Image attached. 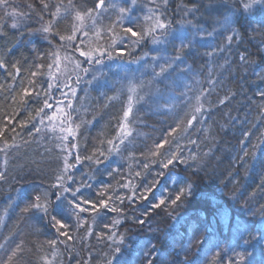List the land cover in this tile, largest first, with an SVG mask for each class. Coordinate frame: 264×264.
Segmentation results:
<instances>
[{
    "label": "trees",
    "instance_id": "obj_1",
    "mask_svg": "<svg viewBox=\"0 0 264 264\" xmlns=\"http://www.w3.org/2000/svg\"><path fill=\"white\" fill-rule=\"evenodd\" d=\"M170 1L174 9H191L196 5L199 9L195 10L196 19L204 18L208 24L206 29H216V32L205 44L197 43L186 50L184 62L174 65V70L169 69L165 74L167 79H154L150 68L145 74L139 72L140 69L130 68L133 79L136 78L134 75H140L137 78L144 85L137 89L136 95L129 93L128 87L141 83H129V74L120 79L117 71L102 75L103 72L98 70L110 66L112 60H124L119 56L105 57L101 63L95 60L84 63L77 51L60 41L58 36L37 31L42 22L36 13L18 18L15 29L10 26L13 22L10 18L0 21L4 33L0 35V58L5 63V67L0 68V149H3L0 150V172L7 175L6 180L0 181V244L4 245L0 248V264H4L11 250L21 241L24 250L13 258L12 264H44L41 257L45 255L52 264H107L115 247L109 239L113 233L116 240L121 234L125 237L113 264H146L145 253L152 244L160 250L164 264H229L230 260H236L238 252L245 253L244 264H264V243L251 241L244 245L234 234V223L229 227L230 222L239 221L249 226L252 236L259 237L264 232V96L260 95L264 92V6L256 5L250 13L240 15L232 11L239 7L236 0ZM50 2L55 4L59 0ZM74 2L87 7L95 4V0ZM15 3L21 12L29 11L27 3H36V11H40L38 0H15ZM204 6L210 7L204 11ZM168 14L171 15L169 11ZM3 15L0 10V17ZM225 16L233 20L240 38L225 46L223 51H214L223 41L219 22ZM47 19L49 16L45 13ZM70 22L71 17L59 22L61 34L68 32ZM132 26L137 31L140 28L139 25ZM105 41L107 45V37ZM61 44L65 47L61 48ZM150 44L151 38H148L139 45L128 42L122 48L136 50V55L141 57L142 53L151 50ZM56 51L61 56L59 68L65 73L62 80L52 77L57 66L50 53ZM155 52L170 57L176 54L172 47L159 48ZM241 54L246 55V63L240 60ZM66 55L81 61L82 68L90 69L92 74L96 72L95 78L81 77V83H73L72 72L65 70V66L71 65L63 59ZM13 64L20 69L18 73ZM49 64H53L51 69ZM33 72L37 75L32 76ZM70 81L71 88L76 86L83 90L87 86L88 90L92 86L88 94L82 96L81 91L76 99H72L70 113L75 141L60 130L68 127L64 115L69 113L68 107H61L64 111L54 116L60 105L69 104L67 99H61V95L71 88L58 90L52 97L57 86L62 87ZM49 83L53 84L51 89ZM23 88L32 95L25 97L26 103L21 104L20 96L16 94ZM202 89L206 93L203 112L188 127L185 114L191 111L195 96ZM157 90L163 94V99ZM37 92L39 96H36ZM129 95L133 96L129 116L131 135L120 143L119 126L129 104ZM12 96H16V103ZM138 96L144 99L139 100ZM169 96L177 98L175 106L171 110H161ZM45 99L52 107L45 108L44 113L37 116L36 110L44 106ZM220 100L224 102L220 103ZM29 113L34 120H29ZM58 115L63 118V123L57 119ZM182 118L185 122L177 128ZM77 124L80 125L78 129L75 128ZM36 127L41 131L36 132ZM63 136H67V140L61 142L59 137ZM109 140L113 144H109ZM164 140L168 143L159 152H175L187 161L186 164L177 162L168 169L161 168L163 155L152 156L151 152ZM5 142L9 147L5 148ZM61 143L66 146L63 150L56 147ZM114 146H118V150L109 153ZM100 151L107 156V159L99 157L102 163L97 165L84 159L93 154L99 156ZM65 155L74 165L68 170L73 179H66L65 186L72 190L79 188L77 195L93 203L104 199L109 205L107 209L98 207L95 211L91 210V205H85L89 211L80 213L84 223L79 227L74 216H64V222L69 225L67 231L73 237L66 242L50 220V215L57 214L53 193L62 191L51 185L56 183ZM77 155L81 157L79 163L75 159ZM193 156L195 159L191 158ZM144 164H148L147 169ZM161 171L165 173L164 177L158 176ZM137 172L140 176H136ZM169 173L183 177L184 183H173L167 179ZM154 181L158 183L153 187ZM187 182L193 185L192 195L171 205L170 201ZM146 187L151 191H145ZM42 191L51 194L53 208L50 214L46 216L35 209L22 212L25 204ZM63 196L66 206L67 201L73 199L71 191ZM160 199L165 200V205L153 210L152 205ZM112 207L122 211L113 212ZM138 219L145 223H137ZM116 220L120 222L114 224ZM89 230L91 235L87 234ZM246 238H249L247 234ZM47 240L57 241L55 259L53 248L45 243ZM38 244L42 248L38 249ZM154 264H158V260H154Z\"/></svg>",
    "mask_w": 264,
    "mask_h": 264
},
{
    "label": "snow or ice",
    "instance_id": "obj_2",
    "mask_svg": "<svg viewBox=\"0 0 264 264\" xmlns=\"http://www.w3.org/2000/svg\"><path fill=\"white\" fill-rule=\"evenodd\" d=\"M155 2V0H153ZM237 4L239 5L238 8H233V14L239 13L240 15H246L252 11V9L256 5L264 6V0H236ZM125 3H128L129 6H120L117 7L116 4H113L111 2H106V0H95V4L93 7H87V6H80L77 5L74 0H67V4H64V0H59V2L52 4L50 0H38V4L40 7V11L37 12V4L36 3H27L26 7L29 11L27 12H21L18 10L19 6L15 3V0H0V10H3V16L0 17V21H3L5 18H10L13 22L11 23V28L15 29L18 27L17 19L18 18H25L31 15V13H36L39 20L42 22L41 27L37 29V31L42 32L44 34L49 35H55L59 37L60 41L66 42V45L68 47H72L74 51H78L81 57H85L84 63H91L93 60H95L96 63H101L103 58L107 57L111 59L113 57V54L118 52V49L116 48V45L118 43H123L124 40H130V42L134 45H139L143 43L148 38H151L152 44H159L161 43V36H164L165 38L168 35L172 36V42L174 45L175 55L173 57H163L165 63L159 64V71H155V67L153 68V78H160L163 77L164 79H167V76L165 75L169 69L174 70V65H178V63H183V56L186 52V50L191 49L193 46V40L194 37H189V35L186 32H183L182 30H176L172 33H169L167 29L170 28L171 22L165 21L161 18V14L152 13L149 16H145L144 20L146 22H150L147 24V26L140 27L139 30H134L133 26H125V20H128V24L132 25L133 21L129 14L131 13L132 9L137 3V0H125ZM162 3L167 6L168 0H162ZM110 9L115 10L117 12V16L114 21H112L106 28L103 26L98 27L97 22L101 18V16L109 11ZM196 5H193L189 11H195ZM151 11V10H150ZM45 13L49 16V19L45 20ZM187 14V12L185 13ZM68 17H71V22L69 25V30L66 34H61L58 30V24L60 21L67 19ZM90 22V23H89ZM189 23H191L189 21ZM220 25V35L223 38L222 44L217 48L214 49V51H223L225 46H230L234 40H237L240 38L239 31L233 26V20L225 16L223 21L219 22ZM119 29V31H117ZM216 32V29H213L212 32H208V36H212ZM78 33L81 34L86 39H80V36H78ZM159 33V35H157ZM3 23H0V35H3ZM202 34V33H201ZM107 39L110 41V43L105 46L101 43L102 40ZM48 37L45 36V39ZM135 38V39H132ZM77 40L80 41V44L85 45V48H80L79 46H76L74 42ZM179 41V45L176 46L175 42ZM51 43V41H49ZM61 48L65 47L64 44L60 45ZM50 55L54 58L53 63L59 68L60 62H61V56L59 54V51L52 52ZM147 53H145V56ZM211 55V53H209ZM65 61H68L69 63H72L74 68L73 71L79 69L82 70L85 74L89 71L87 68H82V62L79 60L74 59L73 57L66 55L63 57ZM153 61H156L158 59H161L160 57H152ZM240 60L242 62H247V57L244 54L240 55ZM5 63L2 58H0V68H4ZM13 68L16 69V72L18 73L20 71L19 68L16 67L15 64L12 65ZM38 67H43V65H39ZM53 67V64H49L48 68L51 69ZM67 66H65L66 70ZM188 71H191L189 68ZM37 73L33 72L32 76H36ZM51 75V72L49 73ZM95 78V77H94ZM77 83L79 82V76H77ZM212 83V81H209ZM53 87L52 83L48 84V88L51 89ZM64 87L71 86L67 83H65ZM143 82H141L140 85L130 84L128 87L129 93L136 95L138 88H143ZM71 93L73 96L76 94V90L74 88H71ZM157 94L163 99V94L159 93V90H157ZM17 96H20L19 103L23 104L26 103L25 97H30L32 93L27 89L23 88L20 92L16 94ZM40 93H36V96H39ZM47 95V92L45 93ZM66 95V94H65ZM183 95V94H182ZM261 96H264V92L260 93ZM116 97H109L108 99H115ZM132 95H129V104L127 109L123 113V122L120 124V133L118 134V138L120 139V143L124 142V139L131 135V128L129 127V116L132 114ZM228 97H225L224 99H227ZM13 103H16V96H12ZM139 100H143V96H138ZM176 97L169 96L167 100H165L164 104L161 105V110H171L175 106ZM204 99H206V93L205 90H201L199 95L195 96V104L191 106V111L186 113V124L188 127H191L193 125V122L197 121L198 115L202 114L204 109ZM220 103H223L224 100H220ZM62 103V102H61ZM43 107L38 108L36 110V115L40 116L41 113H44L45 108H51L52 105L48 103V100L45 99L43 101ZM66 107L72 108V105L69 103ZM58 112H63V108L58 107ZM65 120L71 123V114L70 113H64ZM35 117L32 116L31 113H29V120H34ZM49 120L52 119V117H48ZM185 120L182 118L177 123V128L180 127L181 123H184ZM23 124V121H21ZM40 123H43V117H41ZM63 123V121H62ZM35 127V125H34ZM80 127L79 124L75 125V128L78 129ZM36 132H40L41 129L39 127H36ZM53 130H55L53 128ZM61 132H68L72 135H75V130L72 127L68 128H61ZM173 132L176 131L175 128L172 129ZM61 142L64 140H67V136L59 137ZM109 144H113L112 140L108 141ZM165 143H168L167 140H164L160 143H157L155 145V150L151 152L152 156H161L163 155V159L160 161V166L163 169H168L170 165H174L175 163H181L186 164L187 161L180 157L177 153H168V154H162L159 152V149L163 147ZM193 143H195L193 141ZM15 146V145H13ZM9 147L7 142H5V148ZM56 147L61 148L63 150L62 143L57 144ZM73 147H76V145H73ZM3 150V149H0ZM114 150H118V146H114V148L109 149V153H111ZM50 151V150H49ZM100 156H103L104 159H107V156H105L103 151L99 152V156H95V154L91 156H86L84 159L91 161L95 164L102 163V160L99 158ZM192 159H195V157H191ZM76 161L79 163L81 161V157L79 155L76 156ZM63 161V167L60 169L56 176V183H53L51 185L54 189H62L61 192L53 193L56 197L57 204L55 206V209L57 210V214L50 215V220L52 222V226L56 229V231L59 233V235L64 236L66 240H71L73 237L69 234L67 229L69 228V225L64 222V216L71 215L76 218L78 221L77 227H79L84 221L82 220L80 213L89 211V208L85 207V205H91V210L95 211L98 207H103L107 209L109 207L108 203L104 199H100L98 202L93 203L91 200L84 199L82 196H78L77 194L80 192L79 188H76L75 190L70 189L69 187L65 186V180H72L73 177L69 174V169L73 168L74 165L69 163L68 156L62 157ZM7 163V161H5ZM143 167L145 169L148 168V164H144ZM112 173L110 172L109 175ZM136 176H140V173L137 172ZM158 176L164 177L165 173L163 171L158 173ZM7 179L6 172H0V181H4ZM167 179L171 180L173 183L179 184L184 183L183 177L174 176L171 173H169ZM155 183H158V181L153 182V187L155 186ZM129 185H124V187H128ZM193 185L191 182H187L184 184L183 187L179 189V192L175 196L174 199L170 201L171 205H177L178 201H181L182 197H187L192 195ZM71 191L72 200L67 201V205L65 206L63 201L66 199L63 196V193ZM145 191H151L150 187H146ZM50 193L47 191H42L41 194L36 195L34 199L26 203L24 208L21 209L22 212L27 213L30 210H38L44 215L48 216L50 214V209L53 208L52 201L50 199ZM146 198V197H143ZM109 199H111L109 197ZM123 201L121 200V203ZM161 205H165V200L160 199L158 203H155L152 205V209H158L161 207ZM167 207V206H166ZM113 212L116 211H122V209H118L117 207H112L110 209ZM147 214V213H145ZM58 216L60 218H58ZM120 221L116 220L113 223L118 224ZM137 223L144 224L145 221L143 219H138ZM235 227V235L236 237L243 242L244 245L250 244L251 241H257L258 243H264V232H261L259 237L252 236L250 228L247 224L243 222H230L229 227ZM107 227V225H105ZM88 235H91V230L88 231ZM246 234L249 238H246ZM109 239L113 240V244L115 247L112 249L113 256L107 261V264H113V260L116 259L115 254H119L121 252L120 245L124 243V235L121 234L119 239H115V233L112 234V236L109 237ZM51 248H53L52 256L53 259H55V256L57 255L55 251V245L57 243L56 240H47L45 241ZM4 245L0 244V248H3ZM37 248H42L41 244L37 245ZM23 241L16 244L15 248L11 250V253L8 255V258L6 261H4V264H12L13 258L17 256L18 253L23 252ZM146 256V264H154V260H158V264H164L163 259L161 258L160 250L157 249L156 244H152L150 249L145 253ZM43 259L44 264H52V261L49 260L48 256L45 255L41 257ZM245 262V253L244 252H238L236 253V260L235 261H229V264H244Z\"/></svg>",
    "mask_w": 264,
    "mask_h": 264
},
{
    "label": "rangeland",
    "instance_id": "obj_3",
    "mask_svg": "<svg viewBox=\"0 0 264 264\" xmlns=\"http://www.w3.org/2000/svg\"><path fill=\"white\" fill-rule=\"evenodd\" d=\"M106 2H111L113 4H116L117 7L120 6H129L128 3H125V0H108ZM207 5V4H206ZM210 6H204L203 9L204 11L208 10ZM151 10V11H150ZM199 9L196 7V12ZM168 11L170 12V16L168 14ZM182 11V12H181ZM187 12V14H185ZM152 13H156V14H161V18L164 19L166 22L170 21L171 22V26L169 29H167V31L169 33H172L176 30H182L183 32H186L189 37H194L193 40V45L197 44V43H201V44H205V41L208 39V32H212L210 29H206L207 24V20H205L203 18V20L199 19V17L196 19L195 17V11H189L188 8H184L183 10H181V7L174 9L172 3L170 0H168L167 6H165L162 3V0H155V2H153V0H137L136 5L134 6V8L132 9L131 13L129 14V16L131 17L134 26H138L139 27H144L147 26L148 23L150 22H146L144 20L145 16H149ZM107 14H110L111 16L114 15V20L117 16V12L115 10L110 9L109 11L105 12L101 18L99 19L102 22H107L108 19H110V16H107ZM113 20V21H114ZM140 20L141 23L137 24L136 21ZM189 21L191 23H189ZM90 23V22H89ZM125 26H132L128 24V20H125ZM106 28V27H105ZM119 30V29H117ZM202 33V34H201ZM157 35H159V33H157ZM78 36H80V39H86L85 37H83L81 34L78 33ZM135 39V38H132ZM105 39L101 41L102 44H104ZM128 42H130V40H124V42L118 43L116 45V48H118V52L114 53L113 55L119 56L120 58L124 59V60H112L113 63H111L110 66H107L106 68L103 69V67H99V71H102L103 74H107L110 71H117L119 73V77L120 79L122 77H124L125 75L129 74L130 68L135 70H139V72H142V74H145V72L148 71V68H150V70L153 71V68L155 67V71L158 72L159 71V64L161 63H165L164 59H162L163 57H170L167 56L165 53L162 52H155L157 51L159 48L162 49H166L167 47H172L174 48L173 42H172V36L168 35L166 38L164 36H161V43L159 44H150V49L147 53V55L145 56V53H142L141 57L136 55V50H124L122 47H124V44H127ZM108 43H110V41L108 40ZM107 43V44H108ZM77 46H79L80 48H85V45L80 44V41L77 40L76 41ZM176 46L179 45V41L175 42ZM105 45V44H104ZM107 46V45H105ZM152 52H154L155 54H153ZM77 54H79V52L77 51ZM137 56V57H136ZM140 57V58H139ZM152 57H160L161 59H158L156 61H153ZM85 60V57H81ZM75 59V58H74ZM77 60V59H76ZM120 61V62H119ZM109 65V64H108ZM152 65V67L150 66ZM146 66V67H145ZM83 67V66H82ZM73 64L71 63L70 67H68L66 69L67 73L72 72L71 77L74 78L75 82L73 81V83H77V76H79V82H82V78L81 77H85L88 79V76L90 78H94L95 73L94 72L92 74L93 71H91L89 69V71L85 74L83 71L81 73V70L77 69L75 71H73ZM109 74V73H108ZM62 75L65 77V73L62 71L61 68H57L55 67L54 69V73L52 74V77L54 80H62ZM101 75V74H100ZM101 75V76H102ZM87 76V77H86ZM135 80L133 79V74H129V78H130V83H141L142 81L140 79H138L137 77H141L140 75L135 76L134 75ZM52 79V80H53ZM85 80V79H84ZM91 80V79H90ZM92 82V80H91ZM68 83H71L68 82ZM76 90V94L75 96L72 95L71 93V89L69 91L64 92L61 95V99H76L77 96L79 95V93L82 91V96H84L85 94H88L89 90H91L92 86L87 90V86L84 87L83 90H81L79 87H72ZM66 94V95H65ZM66 103H64V105H60L61 107H65L67 105H65ZM60 112H58L57 110L54 113V116L56 114H58ZM59 118V121H61V119H63L62 117H59V115L57 116V119ZM67 128V127H66ZM68 134V133H67ZM69 136V135H68Z\"/></svg>",
    "mask_w": 264,
    "mask_h": 264
},
{
    "label": "water",
    "instance_id": "obj_4",
    "mask_svg": "<svg viewBox=\"0 0 264 264\" xmlns=\"http://www.w3.org/2000/svg\"><path fill=\"white\" fill-rule=\"evenodd\" d=\"M67 84H71V83H67ZM67 87H64V86H57L56 87V89H55V91H54V95L52 96L53 98L55 97V94H56V92L58 91V90H61V91H64L65 89H66ZM67 101H69V103L72 105L73 104V100L72 99H67ZM68 112L70 113V108H68ZM71 114V113H70ZM68 127H72L73 128V126H72V122L71 123H69L68 124ZM67 127V128H68ZM68 133V132H67ZM68 135L70 136V137H73V135L72 134H70V133H68Z\"/></svg>",
    "mask_w": 264,
    "mask_h": 264
},
{
    "label": "bare ground",
    "instance_id": "obj_5",
    "mask_svg": "<svg viewBox=\"0 0 264 264\" xmlns=\"http://www.w3.org/2000/svg\"><path fill=\"white\" fill-rule=\"evenodd\" d=\"M107 16H110V19H112V16H111L110 14H107ZM110 19H108V22L110 21ZM106 24H107V22H102V21H100V20H98V22H97V26H98V27H100V26L107 27ZM87 69H88V68H87ZM129 83H130V82H129ZM69 137H70V136H69ZM70 138H72L74 141L76 140L75 135H73V137H70ZM74 145H76V143H74ZM74 148L76 149V147H74Z\"/></svg>",
    "mask_w": 264,
    "mask_h": 264
}]
</instances>
